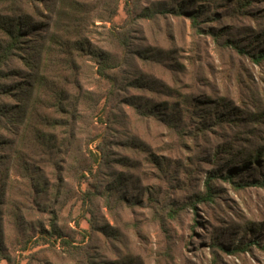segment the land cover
Returning <instances> with one entry per match:
<instances>
[{"label":"rangeland","instance_id":"rangeland-1","mask_svg":"<svg viewBox=\"0 0 264 264\" xmlns=\"http://www.w3.org/2000/svg\"><path fill=\"white\" fill-rule=\"evenodd\" d=\"M245 1L0 0L34 28L0 65L11 264H264V62L226 43L264 46V0Z\"/></svg>","mask_w":264,"mask_h":264},{"label":"trees","instance_id":"trees-1","mask_svg":"<svg viewBox=\"0 0 264 264\" xmlns=\"http://www.w3.org/2000/svg\"><path fill=\"white\" fill-rule=\"evenodd\" d=\"M18 1L22 2L23 0H18ZM249 5H250V2L247 0L243 4H240V7L249 6ZM181 12L182 10L177 11L176 13L180 14ZM10 15L12 16L8 18L4 17L0 19V31H2L5 34V37L7 39V44L0 51V65L6 64L13 50L18 48L23 36H25L26 33L31 32L34 29L33 27L29 26L31 21L30 19L28 20L25 14H22V12L20 11V7L14 9L13 13L12 14L10 13ZM186 15L191 18L192 25L194 27H197V25L200 23L199 17L202 16L203 14H202V11L199 9L198 11H194V12L192 11L191 13H188ZM115 40L118 41L121 47H125L126 38L121 39L120 37H117L115 38ZM226 43L230 45V48H232L238 55L247 56L255 64L264 62V46L263 48L259 49L257 52L252 53V51H248L245 48L236 45L233 41H227ZM120 65H121L120 60H117L116 57L109 56L107 54L103 57H100L99 59L97 74L101 78L105 79L106 81L110 83L111 90L115 87V82L110 79L107 72L120 67ZM21 90L25 91L27 90V88L21 87ZM217 119L221 123H224V122L227 123L228 120H230L227 118V116L225 117L223 115H219ZM230 121H234V120L231 119ZM262 153H264V151H262ZM258 157H260V152L257 151L254 154V160H256ZM93 158L96 162H98V160L100 159V153H93ZM220 176L222 175L212 174L205 180L204 193L198 198L196 202H201V203L213 202L214 200L213 181H215ZM233 176H234V171H228V173L222 177L227 178L228 180H233ZM233 185L234 187L241 186L239 184H236L235 182H233ZM256 185L264 186V180L261 182L257 181V182H253L252 184H249V186H256ZM48 235L51 237L52 232L51 234H48ZM62 243L66 246L70 245V241H67L65 239H62ZM248 247H249V244L244 245V246L243 245L236 246L235 248L231 250H229L228 248H221V249L231 255H234V254L242 253L246 251ZM262 248L264 249V245L262 246ZM0 260H4L7 264H11L10 258L7 255L3 254L1 252V249H0Z\"/></svg>","mask_w":264,"mask_h":264}]
</instances>
